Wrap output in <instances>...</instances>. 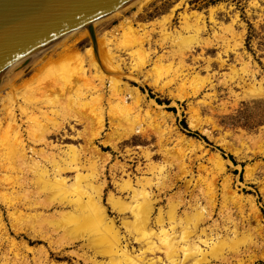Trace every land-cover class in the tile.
<instances>
[{"label": "rangeland", "instance_id": "obj_1", "mask_svg": "<svg viewBox=\"0 0 264 264\" xmlns=\"http://www.w3.org/2000/svg\"><path fill=\"white\" fill-rule=\"evenodd\" d=\"M192 10L199 12L197 19L202 29L191 38L180 62L175 49L180 36L193 34L192 27L188 26L191 21L185 17ZM121 22H126L136 31L145 54H137L134 47H123L127 32L121 29ZM93 31L121 63L119 69L125 74L131 72L132 77L122 75L121 82H125L131 91V98L127 99L132 107L130 110L141 111L137 118L142 120L146 133L133 132L118 140L117 149L108 144L102 146L105 135L117 125L110 119L114 113L115 95L108 90L107 74L101 72L103 93L98 106L102 108L103 125L91 143L99 147L102 154H108L107 159L101 161V154L90 151V144L85 145L79 136L87 135L88 129L82 121H75L76 116L89 113L88 110L96 105L88 99L91 89L82 81L80 69H86L85 77L93 84L98 83L97 76L101 75L97 74H100V69L102 71L101 67L97 73L90 66V60L95 59L92 40L87 28L82 27L51 42L48 47L51 48V60L48 59L46 64L39 62L48 57L47 51L15 71L18 74L11 83L18 95L14 113L28 163L37 160L50 171L53 159L67 156L68 145L80 149L78 157L84 163L96 160L98 165H102L99 181L104 180L101 202L107 215L113 217L119 227L120 234L129 242L128 248L133 249H138V244L121 224V217L129 218V212L117 213L106 200L109 192L114 196L127 197L126 190L120 189L116 182L129 177L135 186L137 177H151L145 189L156 199L152 220L158 211L165 216L172 205H176L178 214L190 211L195 204L202 205L205 201L202 192L209 185L214 201L211 214L202 225L210 226L214 222L222 236L225 233L231 235L228 231L233 223L238 230V235L232 240L237 241L236 246L234 242L223 245L224 258L214 259L211 263L246 264L248 257L254 255L248 264H264V186H261L263 189L260 187L264 182V0H128L95 21ZM248 34L250 37L246 41ZM158 55L160 61L156 60ZM167 62L177 70L176 82L163 81V76L170 69L164 65ZM115 63L112 62L110 67ZM63 66L71 69L69 80H63L55 73ZM8 86L3 85L0 89V189L9 193L11 201L0 197L1 223L7 233L0 230V262L5 259L10 264H92L91 259H96L104 263L105 257H93V250L85 243L84 237H62L59 235L61 229H53L50 223L46 225L49 227L46 233L53 238L60 236L53 245L46 238L32 237L25 229L15 231L11 225L13 216L29 211L25 201L39 200L41 192L29 197H25L22 191L17 192L26 187L27 181L25 178L21 184L26 173L21 175L9 162L11 159L5 145L13 142L14 137V127L1 114V99L3 93L10 90ZM134 89L137 97L141 96L140 102H134ZM25 96L30 99L24 103L22 99ZM151 100L162 106L159 124L164 132L161 145L156 143L153 121L156 117L152 115L156 107L150 103ZM21 102L27 106H22L25 110L17 107ZM148 118L153 123L149 124ZM59 125L63 127L58 129ZM42 133L44 140L41 139ZM182 137L189 138L183 146L178 144ZM158 145L175 150V153L181 151L186 169L179 170L176 154V159L174 156L168 158L167 154L157 151ZM142 149L151 152V160L155 164H163L162 173L169 175L164 188L155 185L156 173H150L146 168L148 160ZM218 160L222 164L220 171ZM120 164H123V171ZM63 175L71 180L73 171L66 170ZM29 176L30 173L27 178ZM4 201L8 206L2 204ZM47 208L42 209L46 212L59 209L56 205ZM254 208L258 217L254 215ZM254 216L262 225L259 230H253ZM149 225L156 228L152 221ZM10 238L15 241V246L8 245ZM58 244L57 248L55 245ZM40 247L46 252L43 253Z\"/></svg>", "mask_w": 264, "mask_h": 264}, {"label": "bare ground", "instance_id": "obj_2", "mask_svg": "<svg viewBox=\"0 0 264 264\" xmlns=\"http://www.w3.org/2000/svg\"><path fill=\"white\" fill-rule=\"evenodd\" d=\"M198 14L199 12H194V10H192L188 13V16L185 15V17H188L191 21V23L187 22V24L189 23L188 26L190 25L192 27L193 34L179 37L177 49L175 50L180 62L183 60L182 55L184 50L188 49V44L191 41V38H194L202 29V26L197 19L199 17ZM121 29L123 32H127L126 37L124 38L125 40H123V42H125L123 47H134V50L137 54H145L146 52L142 45H140L139 38L136 37V31H134L126 22H121ZM162 29H164V27H162ZM91 40L95 59L90 60V66L94 68V71L97 70V73L98 69L102 67V71L100 69V74L97 75H101L102 73L107 74L106 78L108 82V90L110 91L111 95H115L113 99L114 102L112 104L114 113L112 112L110 119L112 123H116L115 125H117V127L120 126L118 129L113 125L114 128H111L109 134H106V138L102 140V146L108 144L112 148L117 149L118 140L126 138L133 132H140L144 134L146 131L142 127L143 125H141L140 121L142 120L139 121L137 118V113L140 110L137 113V109H135L136 111L133 110L135 113L130 110L132 107H130V101L128 102L127 99L131 98V91L127 88L125 82H121L122 75L132 77L131 72L125 74L124 71L119 69V64L121 63L118 61V59H115V55L110 51L109 48H107L106 45H104L102 38L94 34V31ZM49 49L46 53V56L48 57L46 58L45 56L46 59L44 58L45 60L39 63L44 64L46 61L48 62V59H50ZM159 56L160 55H158L156 58L158 61H160ZM38 57L39 55L31 60L34 61ZM112 62L116 63L110 67ZM103 65L106 66V70ZM164 65L170 67V69L167 70V73L163 76L164 83L171 81L173 82L174 80L176 82L178 79V73L175 67L171 65V62H167ZM21 66L17 67L0 80V89L6 84L7 86L9 85L8 87L10 88V90H4L5 92L2 95V118H4L5 115L8 124L14 127L12 128L14 130L13 142H7L5 145L8 149L9 158L11 159L9 162L14 165L16 171L20 172L21 175L26 173V176L22 177L21 184H23V179L26 178L27 185L25 188L22 187V190L18 189L17 192L22 191L25 197L35 194L38 195L40 192L41 194L39 195V200L37 199V201L31 199L29 201H25L27 203L26 209L29 211L25 213L19 212L15 217L13 216L14 221L11 220V225L15 231L25 229V232L30 234L32 237L46 238L49 240V244L53 245L58 242L60 236L53 238L49 233H46L47 229H49V227L46 225L50 223L53 225L51 226L53 229L57 227L61 229L59 235L62 237H84L87 241L85 243L89 244V247L93 250V257L100 255L101 257L106 258L104 263L96 259H91L93 262L92 264H214L211 263L212 260L224 258L225 255H222V246L228 243L229 245L230 243L232 245L234 242H232V240H234V236L238 235V230L237 226L234 225L235 223H233V227L228 231L231 235L225 233L222 236L218 231L219 229L215 227L214 222V224L212 223L210 226L202 225L204 221H206V218L211 214L214 201V195L211 190L212 188H210L209 185H207V189L202 192L205 194L203 196L205 201L202 205L195 204L192 206L190 211H183L181 214L177 213L175 208L176 205H172L165 212V216H163L162 213L158 211L152 220L151 213L153 210V203L156 199L153 198L147 189H145V184L151 181V177H137L135 180V186L132 184V181L129 177L123 179L119 183L116 182L120 189L126 190L127 197L122 198L120 196H114L109 192L107 193L106 200L107 203L110 204V207L116 210L117 213H121L123 211L129 212V218L125 215L121 217V224L126 231L133 235L132 238L138 244V249H133V247L128 248L129 242L125 240L124 235L120 234L119 227H117L115 224L113 217L111 218L107 215L106 208L101 202V189L104 186V180L99 181L98 174L102 165H98L96 160L84 163L83 160L78 157L80 149H77L75 146L68 145L66 148L67 156L65 158H58L57 160L53 159L52 161L54 164L52 170L50 171L45 166L40 165L37 160H32L30 163H28L26 159L25 148L20 142L21 135L19 134V127L16 123V116L14 113L15 105L17 103L16 96L18 95H16V92L13 91L14 85H12V82L15 79V76L18 74V72L15 71L21 68ZM157 68L158 66L155 65V69ZM85 70L86 69L82 67L79 74L81 75V79H83L82 81L86 83V85H88V87L91 89V96L88 99L92 102L94 101L96 105L94 108L90 107V109H93L88 110L89 113H83L80 116L77 115L75 121H82L84 123V127L88 129L87 135H79L82 136L85 145L89 143L90 151L101 154V161H105L109 155L102 154L100 152V148L93 146L91 143V140L93 139L92 137L100 132V129L103 125L102 108L101 106H98L103 93L101 91L103 75L97 76L98 83L93 84L90 79H86ZM55 73H57V75L59 74V77L63 78V80H69L71 69H69L67 66H63L58 70V72ZM59 77L57 78L59 79ZM262 90L264 91V89ZM134 92L136 95L134 102H140L141 96L137 97L136 89H134ZM29 99V96H25L22 100H24L25 103V101H28ZM150 103H153L152 100ZM153 104L156 107V109L152 110V115H155L156 117V119H153V121H155L154 126L156 129L154 132L157 134L156 143L161 145V138L164 128H162L161 124L159 123L161 121V115L163 111L161 105L156 103ZM22 106L25 108L27 107L26 105H23V102L17 104V107L20 110H25V108ZM76 112L78 114L77 110ZM146 114L144 116H146ZM148 117L150 118V115ZM149 118L147 120H149ZM151 122L149 120V124ZM60 127L63 126L59 125L58 129ZM70 127H72V125H70ZM41 136V139L43 138L44 140L43 133ZM188 139L189 138L182 137L178 144L183 146L186 144ZM44 142L47 143L46 141ZM160 145H158L157 151L167 154L168 158L169 156H174L175 158L176 154L177 159H175L177 160V166L179 167V170L184 171L186 169V164L181 157L182 155H180L181 151L180 153H178L179 151H176L175 153V150L165 149ZM141 152L148 160L146 163V168L150 173H154V171L156 173V177L154 179L155 185L157 188H164V185L168 184L165 183V180L169 175L162 173L161 168L163 164H155L151 160V152L148 149H142ZM217 165L219 166L218 168L220 171L222 164L221 162L219 163V160ZM120 166V169L123 171V164H120ZM85 169L86 171L84 172ZM66 170L73 171V178L71 180L67 179L63 175ZM28 173H30V176L27 178ZM263 183V181L260 183L262 184L260 187L264 186ZM0 191V197L2 200L5 199L8 202L11 201L9 198L10 196L8 195L9 193L3 191L2 188ZM2 204L8 206L5 201L2 202ZM52 205H56L59 209H55L52 212L43 211L42 208L48 209L47 207ZM251 206L253 208V204H251ZM254 215L258 217V212L255 208ZM255 216V226L253 230H259L261 229L262 225L260 224L259 219L255 218ZM151 221L154 223L156 228H153L151 225H149V222ZM25 223L28 225L27 228L25 227ZM29 229L30 231L27 232ZM0 230L1 233L7 234L5 232V226L1 223V212ZM249 232L250 231H248V233ZM7 238L8 237H6V239ZM8 241L10 242V244H8L9 246H15V241L13 238L8 239ZM122 241H124V243H122ZM234 243L236 246L237 241ZM23 246L26 247V245ZM55 246L58 248L60 244ZM233 246H231V248ZM26 249L29 248L26 247ZM39 249L42 250L43 253L46 252V250L42 247ZM236 249H234V251H236ZM136 250L137 253H135ZM147 255L151 256L148 257ZM252 257H254V255L248 257L249 261L253 259ZM4 260L1 261L0 264H10V262Z\"/></svg>", "mask_w": 264, "mask_h": 264}, {"label": "water", "instance_id": "obj_3", "mask_svg": "<svg viewBox=\"0 0 264 264\" xmlns=\"http://www.w3.org/2000/svg\"><path fill=\"white\" fill-rule=\"evenodd\" d=\"M126 0H0V80L48 50L50 43L93 24Z\"/></svg>", "mask_w": 264, "mask_h": 264}, {"label": "trees", "instance_id": "obj_4", "mask_svg": "<svg viewBox=\"0 0 264 264\" xmlns=\"http://www.w3.org/2000/svg\"><path fill=\"white\" fill-rule=\"evenodd\" d=\"M249 37H250V34L247 35V37H246V41H248Z\"/></svg>", "mask_w": 264, "mask_h": 264}]
</instances>
